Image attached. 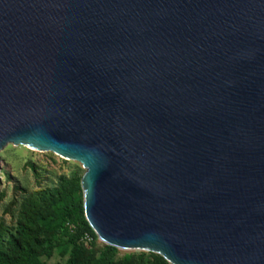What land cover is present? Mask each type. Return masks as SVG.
Here are the masks:
<instances>
[{
    "label": "water",
    "instance_id": "1",
    "mask_svg": "<svg viewBox=\"0 0 264 264\" xmlns=\"http://www.w3.org/2000/svg\"><path fill=\"white\" fill-rule=\"evenodd\" d=\"M78 161L106 245L264 264V0H0V149Z\"/></svg>",
    "mask_w": 264,
    "mask_h": 264
},
{
    "label": "rangeland",
    "instance_id": "2",
    "mask_svg": "<svg viewBox=\"0 0 264 264\" xmlns=\"http://www.w3.org/2000/svg\"><path fill=\"white\" fill-rule=\"evenodd\" d=\"M82 173L78 161L24 145H4L0 149V252L9 251L8 238L18 221L39 214L38 223L43 224L56 203L69 197L82 202ZM78 243L85 249L78 264H93L104 244L97 237H81L75 242ZM61 247L65 252L60 259L57 252ZM70 247L68 240L61 237L55 248L49 250V256L42 257L44 264H54L59 259L63 262ZM156 256L159 255L150 251L116 248L114 260L115 264H163Z\"/></svg>",
    "mask_w": 264,
    "mask_h": 264
},
{
    "label": "trees",
    "instance_id": "3",
    "mask_svg": "<svg viewBox=\"0 0 264 264\" xmlns=\"http://www.w3.org/2000/svg\"><path fill=\"white\" fill-rule=\"evenodd\" d=\"M39 216L36 214L17 222L14 233L8 238L9 251L0 252V264H44L42 257L49 256V250L55 248L61 237H65L71 247L63 262L60 259L65 251L61 247L57 252L60 259L54 264H78V258L85 249L81 243L76 245V240L96 238L84 218L81 199L69 197L56 203L43 224L38 223ZM115 252V247L103 244L93 264H115ZM156 257L159 263H165L160 256Z\"/></svg>",
    "mask_w": 264,
    "mask_h": 264
},
{
    "label": "bare ground",
    "instance_id": "4",
    "mask_svg": "<svg viewBox=\"0 0 264 264\" xmlns=\"http://www.w3.org/2000/svg\"><path fill=\"white\" fill-rule=\"evenodd\" d=\"M27 147V146H26ZM49 152H51V151H49ZM53 153V152H52ZM59 156V155H58Z\"/></svg>",
    "mask_w": 264,
    "mask_h": 264
}]
</instances>
